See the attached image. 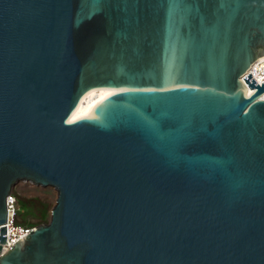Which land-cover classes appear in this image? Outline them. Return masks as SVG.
Masks as SVG:
<instances>
[{"label":"water","instance_id":"water-1","mask_svg":"<svg viewBox=\"0 0 264 264\" xmlns=\"http://www.w3.org/2000/svg\"><path fill=\"white\" fill-rule=\"evenodd\" d=\"M263 56L264 0H0V264H264Z\"/></svg>","mask_w":264,"mask_h":264},{"label":"rangeland","instance_id":"rangeland-1","mask_svg":"<svg viewBox=\"0 0 264 264\" xmlns=\"http://www.w3.org/2000/svg\"><path fill=\"white\" fill-rule=\"evenodd\" d=\"M12 194L15 196L16 211L18 210L17 198H20V197L21 198H40L47 205L46 221L43 223H47L50 220V212L57 198V192L54 188L43 187V186L35 185L31 182L20 181L14 185ZM17 216L16 218H18ZM29 218L30 219H28L29 220L28 223H30L33 226L42 224L38 221V218L36 217H29ZM18 219H20V217Z\"/></svg>","mask_w":264,"mask_h":264},{"label":"bare ground","instance_id":"bare-ground-1","mask_svg":"<svg viewBox=\"0 0 264 264\" xmlns=\"http://www.w3.org/2000/svg\"><path fill=\"white\" fill-rule=\"evenodd\" d=\"M253 71H254L253 75L255 80L258 82V84L262 85L261 83L264 82V57L257 59L253 63L252 67L249 70L251 75ZM115 91L116 90L112 88H104V87L91 89L89 92H87V94L81 100L80 104L73 111V113L71 114V118L76 119L74 117H78V118L82 117L96 101H98L103 96H106ZM250 91H253V89L248 88V92ZM262 98H264V94Z\"/></svg>","mask_w":264,"mask_h":264},{"label":"trees","instance_id":"trees-1","mask_svg":"<svg viewBox=\"0 0 264 264\" xmlns=\"http://www.w3.org/2000/svg\"><path fill=\"white\" fill-rule=\"evenodd\" d=\"M18 210L15 220L16 225H25L28 228L34 227L28 219L29 217H36L40 223L46 221L47 205L40 198H17ZM38 222V223H39Z\"/></svg>","mask_w":264,"mask_h":264},{"label":"built area","instance_id":"built-area-1","mask_svg":"<svg viewBox=\"0 0 264 264\" xmlns=\"http://www.w3.org/2000/svg\"><path fill=\"white\" fill-rule=\"evenodd\" d=\"M253 73L254 71L252 72V77L254 78ZM7 209H8V217H7V222L5 224V226H7V234H6L7 243L2 244V247H3L2 249H4L2 252L8 251L10 248H12L15 245V243L19 239L24 238L33 229V227L28 228L25 226L16 225L15 220L17 216V213H16L17 211L15 207V196L12 193L7 197Z\"/></svg>","mask_w":264,"mask_h":264},{"label":"snow or ice","instance_id":"snow-or-ice-1","mask_svg":"<svg viewBox=\"0 0 264 264\" xmlns=\"http://www.w3.org/2000/svg\"><path fill=\"white\" fill-rule=\"evenodd\" d=\"M74 118H78V117H74ZM68 122H69V123H71V122H72V120H69Z\"/></svg>","mask_w":264,"mask_h":264}]
</instances>
